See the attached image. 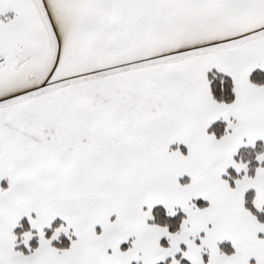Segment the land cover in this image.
Masks as SVG:
<instances>
[{
	"label": "snow or ice",
	"instance_id": "1",
	"mask_svg": "<svg viewBox=\"0 0 264 264\" xmlns=\"http://www.w3.org/2000/svg\"><path fill=\"white\" fill-rule=\"evenodd\" d=\"M0 264H264V0H0Z\"/></svg>",
	"mask_w": 264,
	"mask_h": 264
}]
</instances>
